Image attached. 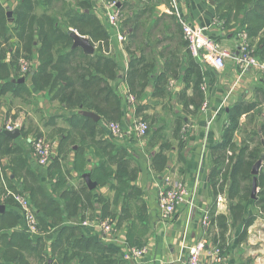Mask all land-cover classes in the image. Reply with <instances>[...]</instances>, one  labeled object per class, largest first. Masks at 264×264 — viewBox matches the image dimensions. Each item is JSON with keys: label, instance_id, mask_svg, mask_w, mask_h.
Returning <instances> with one entry per match:
<instances>
[{"label": "trees", "instance_id": "16d2710c", "mask_svg": "<svg viewBox=\"0 0 264 264\" xmlns=\"http://www.w3.org/2000/svg\"><path fill=\"white\" fill-rule=\"evenodd\" d=\"M15 1L17 5L10 9L13 17L11 28L8 27L7 11L0 4V97L9 92L17 97L25 87L24 84L7 80L12 76L11 71L16 73L20 70V60L24 58L30 61L31 73L28 76L30 75L34 86L40 91L48 92L66 110L81 109L95 113L107 124L121 122L122 101L113 88L114 80L119 78L118 64L113 56L105 54L110 45V32L96 15L93 0ZM171 2H121L122 13L125 11L119 28L130 40L125 49L131 57L124 80L137 99L144 96L151 74L157 70V66L152 58L146 57V49H142L141 44L135 41L141 37L140 34L144 36L149 28H169L174 25L182 29ZM214 2L222 25L235 20L246 33L256 58L264 63V0ZM161 4L171 8V16H157V8ZM75 33L89 39L95 48L93 55L74 47ZM150 37H153L151 32ZM134 44L136 49L132 50ZM189 53L191 54L190 51ZM8 54L11 59L6 62ZM32 60L39 62L36 71L32 67ZM170 72H173V65ZM202 77L201 66L195 59L187 71V79H192L195 89H200ZM166 79L167 73L160 74L157 83H166ZM156 89L164 91V86H157ZM200 98L203 102L204 98ZM261 106L256 102L233 104L228 111L221 142L211 148V194L215 198L220 194L227 196L233 223L242 220L251 207L258 209L264 216V120H261ZM243 117L247 121L242 124ZM67 121L70 129L61 138L54 160L57 162H54L50 172L54 192L59 193L63 204L46 194L41 185L40 174L29 167L25 150L15 144L13 138L0 132V156L11 159L7 166L10 176H6L5 181L10 191L27 195L40 230L47 233L71 218L76 217L78 220L77 226L60 229L49 252L42 238L30 237L25 231H14L21 225V220L15 211L9 212L7 209L20 211V208L12 196L1 201L5 191L0 197V204L5 206L4 212L0 210V264H32L30 260H36V264H129L124 259L125 252L122 249L97 241L81 227L82 223L89 220L86 215L88 209L94 208L92 193L86 185L80 189L71 186L69 174L59 164V158L65 159L76 145L74 170L81 174L87 170L86 154L90 152L100 162L90 171L91 181L99 187L111 184L110 189L114 193L112 204L115 207L122 204L120 210L115 208L120 211L117 213L112 210L108 200H101L102 219L110 218L109 221L115 228L128 221L127 247L142 249L146 246L149 215L143 200L144 192L136 185L140 173L137 156L100 138L105 133L101 130L99 121L82 114ZM143 121L147 123L146 120ZM156 122L162 121L155 120L154 123ZM175 123L176 131L180 132L185 125L184 120L176 118ZM153 126L151 123L149 133ZM239 136L242 138L238 140ZM180 149H183V145ZM163 151L164 146L153 160V168L157 174H161L165 167L166 157L162 154ZM261 159L263 167L254 174V167ZM16 179H19L20 187L15 184ZM255 185L259 192L253 198ZM254 220L255 217H252L247 221L243 235ZM216 222L223 236L228 228V218L211 214V224Z\"/></svg>", "mask_w": 264, "mask_h": 264}, {"label": "crops", "instance_id": "0c3cea01", "mask_svg": "<svg viewBox=\"0 0 264 264\" xmlns=\"http://www.w3.org/2000/svg\"><path fill=\"white\" fill-rule=\"evenodd\" d=\"M0 4L7 12H11L10 9L17 5L15 0H0ZM93 6L98 18L108 27L107 10L102 0H93ZM177 6L181 19L184 18L196 27L205 28L207 35L233 56L239 54L242 35L245 32L241 28L239 31L233 30L231 23L222 25L218 20L214 0H177ZM170 9L165 4L159 5L157 16H171ZM10 16L8 18L9 28L13 26V17ZM109 32L110 45L105 54L113 56L118 64L119 78L114 80L113 88L115 94L122 101V119L117 123L119 133L115 134L111 124H107L99 118V126L105 133L100 138L109 140L137 156L140 173L136 185L144 192L143 200L147 205L150 226L149 234L145 238L146 246L142 248L146 249V253L142 257L126 261L129 264H185L189 248L201 240H206L208 248L201 257V264H264V216L258 209L251 207L248 208L247 214L242 220L233 223L227 196L220 194L215 198L211 194L210 186L213 161L211 148L221 142L229 108L240 102L262 104L260 107L263 110L261 120H264L262 74L256 70H249L245 74H241L239 65L235 64L231 58L226 60V67L223 71H217L198 61L203 77L200 89H195L192 79H187V71L195 59L188 51L182 29H178L174 25L169 28H149L146 34L144 36L140 34L141 37L135 42L141 44L142 49H146V57L153 59L157 70L151 74L150 84L146 88L144 96L137 99L135 95L131 94L124 80L131 61L125 45H128L130 40L125 34L126 37L122 34L121 28L109 29ZM150 32L153 35L152 38ZM121 35L124 36V41H120ZM135 49L136 45L134 44L132 50ZM137 55H140L139 51ZM10 59L11 56L7 57L6 62H9ZM172 65L173 72H170ZM32 67L35 68V71L38 70L39 62L32 60ZM164 73H167L166 83L162 82L159 85L160 82L157 83V78ZM11 75L7 80L25 85L20 91V95L24 92L29 95L22 98L15 97L11 92L7 93L3 99L7 103L0 106V118H4L3 121L6 123L17 119L21 120L19 136L13 139L14 143L25 150L29 167L40 174L41 185L49 198L63 204L59 193L54 192L50 172L54 162H57L54 160L61 138L66 134L65 131L70 129L67 120L79 114L89 117H91L90 114H96L84 112L81 109L66 110L58 100H53L48 92L38 90L31 82L30 75L29 78L23 76L19 70L16 73L11 71ZM187 80L189 81L187 82ZM156 85L159 88L164 86V91H157ZM200 97L204 98L203 102ZM16 98L22 99L24 105L14 106L13 103L19 100ZM12 99L15 101L12 102ZM15 117H17L16 120ZM175 117L181 118L185 122L180 132L176 131ZM138 120H149L150 124H154L151 133L142 139L138 138L133 130V125ZM155 120L163 123H154ZM246 121L245 117L241 119L242 124ZM0 122L2 124V121ZM0 131H2L1 127ZM37 136H43L50 141L55 151L54 159L44 167L39 165L32 146V142ZM181 145H183V149H180ZM163 146L162 154L166 157L165 167L161 174H157L153 168V160L161 152ZM77 147L78 145L74 146L65 159L60 157L59 164L63 171L69 174L71 186L80 189L86 185L92 193L94 208H89L86 212L89 218L88 225L84 226L82 223L81 227L86 234L93 236L97 241L124 251L127 247L130 223L124 222L120 227H116L115 232L107 235L103 231L102 223L110 218L102 219L101 217L103 210L101 200H108L112 210L117 213L120 211L116 209L120 210L122 204L117 207L112 204L114 193L110 189L111 184L99 187L91 181L90 171L100 162L90 152L86 154L87 170L82 174L74 170L73 163ZM258 163L261 166L263 160H259ZM167 177L172 178L176 184L186 186L189 190L187 198L177 204L176 214L172 220H164L159 208L158 194ZM3 178L0 182V197L5 191L10 190ZM19 182V179H16L15 184L20 187ZM226 190H228V186ZM258 192L259 189L256 186L255 193ZM0 205L2 206V204ZM7 211H15L21 220V225L14 231H25L22 211L14 208L7 209ZM207 212L209 213V222L205 226L203 220ZM211 214L216 217L226 216L228 218V228L223 236H221L217 222L211 224ZM252 217H255V220L243 235L246 223ZM77 223L76 217L71 218L69 221H65L62 226L36 238H42L44 242L51 244L57 238L62 227L77 226ZM215 247L222 249L223 260L219 262H214L207 256L209 251Z\"/></svg>", "mask_w": 264, "mask_h": 264}, {"label": "built area", "instance_id": "2783aa9c", "mask_svg": "<svg viewBox=\"0 0 264 264\" xmlns=\"http://www.w3.org/2000/svg\"><path fill=\"white\" fill-rule=\"evenodd\" d=\"M125 0H121L124 2ZM174 13L178 17L182 26V32L185 40L188 43V49L192 56L201 64L214 68L217 71H223L226 67V60L233 59L235 64L239 65L241 74H245L249 70H256L263 76L264 85V63L259 61L254 55V49H252L247 41L246 33L242 35V46L238 55L233 56L227 50L222 49L219 44L209 37L205 28H200L187 22L184 18H180L178 13L177 0H171ZM107 10V24L109 29H118L122 20V7L120 0H102ZM124 36H120V41H124ZM21 69L24 74L31 73L30 63L25 60L21 61ZM112 130L115 134L119 133L117 124H111ZM20 125L12 124L7 126L8 132H15L20 130ZM133 130L136 136L140 139L145 138L149 133V125L138 120L133 125ZM35 156L40 166H47L54 159L55 151L51 143L45 141L43 138H35L32 142ZM15 202L21 209L24 221L25 232L29 235L38 234V226L36 224L37 219L35 211L30 205L29 198L23 192L10 193ZM189 195V190L182 184H176L172 178L167 177L164 179V184L158 194L159 208L164 220H172L176 214V206L178 203L184 201ZM209 220V213L204 217L203 224L206 226ZM84 226L88 225V222L83 223ZM103 231L105 234L110 235L113 233L114 225L111 221L107 220L102 223ZM208 242L201 240L189 248L187 261L185 264H201L202 255L207 252ZM124 259L129 261L132 258L142 257L146 253V249L129 248L124 249ZM222 251L220 248L215 247L209 251L208 257L212 258L214 262L223 260L221 256Z\"/></svg>", "mask_w": 264, "mask_h": 264}, {"label": "rangeland", "instance_id": "374dc122", "mask_svg": "<svg viewBox=\"0 0 264 264\" xmlns=\"http://www.w3.org/2000/svg\"><path fill=\"white\" fill-rule=\"evenodd\" d=\"M10 7H12V6H10ZM124 11L125 10H123V13H124ZM12 12V11H11ZM11 12H6V15H7V17L9 18V17H11L10 15H12L11 14ZM126 13V12H125ZM8 14H9V16H8ZM231 24L233 25V30H235V31H239V29L241 28V26L238 24V23H236V21L235 20H232V22H231ZM241 31V30H240ZM254 49V48H253ZM10 55H8L7 57H9ZM22 60H25L27 63H30V61L29 60H26V59H24V58H22L21 60H20V73L23 75V76H28V74H24L23 72H22V69H21V61ZM29 78V77H28ZM7 95V94H6ZM5 95V96H6ZM26 95H29L27 92H24L22 95H19L20 97H22V98H24ZM4 96V97H5ZM4 97L1 99V97H0V106L3 104V103H7V102H4L3 101V99H4ZM13 99H15V98H13ZM12 99V102L13 101H15V100H13ZM16 99H19V100H16L14 103H13V105L14 106H17V105H24V103H23V100L22 99H20V98H16ZM25 100V99H24ZM10 102V101H9ZM17 119V117H15V120ZM148 119H149V117H148ZM4 120V118L2 119V118H0V121H2V124H1V122H0V124H1V129H2V131H0V132H2L3 134H5L4 132H8L7 131V126H9V125H12V124H18V125H21L20 124V122H21V120H19L18 121V119L16 120V121H11V122H7L6 123V121H3ZM147 121V124L149 125V127L151 128V124H150V122H149V120H146ZM14 122H16V123H14ZM22 123V122H21ZM4 128V129H3ZM9 133H11V132H9ZM6 135V134H5ZM39 138H43L45 141H47V142H49V143H51L50 141H48L46 138H44L43 136H41V137H39ZM239 138H242V136H239L238 137V140H239ZM52 144V143H51ZM10 158L9 157H1L0 156V182H1V178H5V176H8L10 173V170L8 169V164L10 163ZM263 167V164H261V166H260V169ZM3 178V179H4ZM5 183H6V181H5ZM10 193H14V194H16V193H19V192H13V191H10V190H8V191H6V193L2 196V198H1V201L2 202H4L6 199H7V197L8 196H12ZM13 197V196H12ZM13 200H14V198H13ZM15 201V200H14ZM16 203V202H15ZM17 204V203H16ZM18 205V204H17ZM1 206V205H0ZM3 206V205H2ZM18 208H19V206H18ZM20 211H21V209H19ZM114 211V210H113ZM23 214V213H22ZM37 219V218H36ZM109 219V218H108ZM25 222V221H24ZM36 224H37V226L39 225V222H38V220H37V222H36ZM23 226H25V225H23ZM38 234H36V235H34V236H32V235H30V237H33V238H36V237H39V236H42V234H43V232L40 230V228H39V226H38ZM115 227H114V232H115ZM45 243V245H46V250H48L49 252H51V248H50V245L51 244H47L46 242H44ZM45 250V251H46ZM32 257V256H31ZM30 262L32 263V264H36V260H30Z\"/></svg>", "mask_w": 264, "mask_h": 264}, {"label": "water", "instance_id": "95a60500", "mask_svg": "<svg viewBox=\"0 0 264 264\" xmlns=\"http://www.w3.org/2000/svg\"><path fill=\"white\" fill-rule=\"evenodd\" d=\"M73 39H74V47H79L81 48L86 54L88 55H93L95 53V48L91 45L89 39L85 38V37H82L78 34H74L73 35ZM90 116L98 121L99 120V117L97 115H94V114H90ZM7 136H10L11 138L15 139L19 136V131H15V132H12V133H9V132H4ZM259 166L260 164L257 163L254 167V170H253V173L254 174H257L258 171H259ZM255 189H256V185L254 186V193H253V198H255ZM0 210L2 212H4L5 210V207L4 206H0Z\"/></svg>", "mask_w": 264, "mask_h": 264}]
</instances>
